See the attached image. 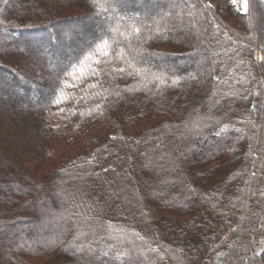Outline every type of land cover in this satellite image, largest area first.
I'll return each instance as SVG.
<instances>
[{"label": "trees", "instance_id": "trees-1", "mask_svg": "<svg viewBox=\"0 0 264 264\" xmlns=\"http://www.w3.org/2000/svg\"><path fill=\"white\" fill-rule=\"evenodd\" d=\"M159 1L0 0V264H264L261 11Z\"/></svg>", "mask_w": 264, "mask_h": 264}, {"label": "rangeland", "instance_id": "rangeland-1", "mask_svg": "<svg viewBox=\"0 0 264 264\" xmlns=\"http://www.w3.org/2000/svg\"><path fill=\"white\" fill-rule=\"evenodd\" d=\"M139 1V0H138ZM170 0H160L158 3H154L152 6H148L147 8H140V10H141V14H142V16H149V15H152L153 13H157V14H161L162 12H160V8H161V6H166L167 5V3L169 2ZM207 2H208V4L212 7V8H214L215 10H217L219 13H221L223 16H226L227 14H228V12H227V10H228V7H229V5H231V6H233L234 8H235V10H236V12L238 13V14H241V15H245V11H244V7H243V3H242V0H236V3L234 4L233 3V0H207ZM31 4L32 3H28V5L29 6H31ZM34 4V3H33ZM262 1L261 0H248V12H247V14L249 13V11L250 10H252L251 8L253 7V6H255L256 8H258L260 11H261V19H262V22H261V32H260V35L262 36V37H264V8H262ZM33 6V5H32ZM172 11V13H173V9L171 10ZM251 13H252V11H251ZM132 16V15H131ZM228 16H229V14H228ZM115 17V16H114ZM231 22V21H230ZM83 23V25L85 24V28H84V31H85V29L86 28H90V26H88V23H89V21H83L82 22ZM232 24H233V28H236V29H239V30H241V28H239L234 22H231ZM251 25H254V28H253V26H252V29L253 30H257V28H256V23L255 22H251V24H250V26ZM96 26V25H95ZM93 27V28H96L97 29V27L98 26H96V27ZM70 28V27H69ZM64 29H66V27H64ZM71 31L73 32V28L71 29ZM65 32H67L66 30H65ZM75 32V31H74ZM82 31H77L76 32V36L78 37H80V34L79 33H81ZM253 32V31H252ZM256 32V31H255ZM65 37H66V35H65ZM251 40H252V37H249ZM4 42H6V41H4ZM203 46H205L206 47V43H201ZM9 45L10 46H17V47H19V48H23V46L22 45H20V43L18 44V42H15V41H12V42H10L9 43ZM76 46H77V43H76ZM81 47V46H80ZM24 49V48H23ZM27 51V50H26ZM27 52H31L30 50L29 51H27ZM32 54H33V56L36 58V59H38V60H40L41 61V64H43V65H45L46 64V60H45V57L39 52V51H32L31 52ZM17 58V57H16ZM258 60L259 61H262V63H264V47H262L261 48V50H260V52H259V54H258ZM37 64L39 65V61L37 62ZM40 64V65H41ZM39 65V66H40ZM64 65V64H63ZM33 66H37V65H33V64H30V67L31 68H33ZM34 69V68H33ZM254 69L258 72V70L257 69H259V71H260V69L264 72V65H262V68H261V66L260 67H257V66H255L254 67ZM37 70V69H36ZM259 73V72H258ZM2 93H4V92H2V91H0V102L2 101V102H6V101H8L6 98H10V95H9V97L6 95V94H2ZM12 94V93H11ZM21 100V99H20Z\"/></svg>", "mask_w": 264, "mask_h": 264}, {"label": "snow or ice", "instance_id": "snow-or-ice-1", "mask_svg": "<svg viewBox=\"0 0 264 264\" xmlns=\"http://www.w3.org/2000/svg\"><path fill=\"white\" fill-rule=\"evenodd\" d=\"M233 3L235 4L236 3V0H233ZM242 3H243V7H244V11H245V14H247L248 12V0H242ZM138 31V30H137ZM66 36L68 38H70V34H66ZM108 46H109V41L107 39H102L101 43H99L98 45H96V50L97 51H102L103 54L105 56H108L109 55V52H108ZM121 59H123V57L121 56L120 57ZM85 59H92V55L89 54L88 56L85 57ZM100 61H97V63H99Z\"/></svg>", "mask_w": 264, "mask_h": 264}]
</instances>
